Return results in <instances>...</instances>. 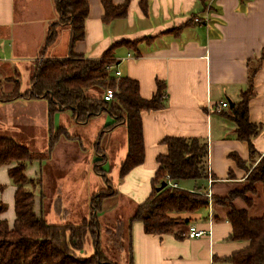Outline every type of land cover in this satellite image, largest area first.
Instances as JSON below:
<instances>
[{
  "label": "crops",
  "instance_id": "0c3cea01",
  "mask_svg": "<svg viewBox=\"0 0 264 264\" xmlns=\"http://www.w3.org/2000/svg\"><path fill=\"white\" fill-rule=\"evenodd\" d=\"M111 1L120 6L125 0ZM140 2L128 0L126 16L105 22L101 0H87L89 11L85 18V37L70 47L67 24L56 25V37L50 44H45L48 29L58 17L53 0H0V84L4 92L12 90L15 84L12 78L20 82L23 68L30 76L32 63L38 58L64 59L72 53L95 59L116 42L125 39L132 43L145 37L135 45L114 46L117 63L112 67L114 76L136 80L139 94L145 99L155 94L157 80L165 83L164 106L144 110L140 115L144 144L142 164L132 168L124 177L119 176L120 163L128 153L125 122L101 133L103 126L112 122L107 110H101L82 123L76 121L70 107L58 108L50 115L48 101L43 97L0 101V136L11 137L28 148L25 127L43 128L38 138H41V146H45L31 150L40 158L26 164L24 175L37 183L33 211L39 217L44 216L47 222L56 220V217L68 220L87 187L89 180L85 176L90 171L93 185L88 187L85 204L79 206L87 208L90 216L85 213L81 222L91 217L100 226L99 218L101 222L110 219L126 226V231L117 236L121 240L112 245L121 255L127 253L126 264H235L227 259L246 249L248 241L230 238L232 224L226 214L232 207H247L250 217H260L264 213L262 185H255V193H247L252 197L250 206L241 197L234 198L231 207L216 205L212 196H224L232 189L242 187L247 176L246 168L251 169L258 161V158L251 157L247 142L237 139L236 123L224 115L241 101V94L248 89L251 69L255 70L254 90L249 99L248 116L252 123L261 124V132L252 142L257 152L264 154V0ZM196 17L201 21L194 22ZM6 81L12 82L7 91L3 87ZM28 88L22 90L20 85L19 91L23 93ZM105 94L103 91L97 96L104 97ZM222 101L228 102L227 108L219 107ZM34 108L37 109L36 119L29 117ZM94 118L97 119L96 130L90 134L88 142H82L84 136L80 130L92 126ZM24 136L25 141L21 138ZM51 136L56 137L52 146ZM167 136L198 138L206 142L208 177L174 183L179 188L206 193L208 206L194 213L178 214L187 218L188 223H178L173 232L158 235L145 232L142 222H129V219L136 206L151 193L158 168L157 156L168 152L162 142ZM33 137L31 134L28 141ZM116 145L118 147L113 152ZM231 154L237 155L242 165H238ZM98 156L102 157L99 162L104 164L114 159L106 168L100 165L109 185L96 171ZM13 164H0V185L3 186L0 201L6 206L0 212V221L4 220L10 228H13L16 216V185L8 176ZM48 165L56 166L61 175L50 179ZM80 167L83 173L74 183L70 179L72 171ZM107 186L115 190L114 195L105 197L101 211L92 215L93 195ZM191 224L204 231L203 235H190ZM109 229L105 230L112 236ZM101 239L100 251L103 252ZM90 244L87 248L84 245L79 256L95 253L93 242Z\"/></svg>",
  "mask_w": 264,
  "mask_h": 264
},
{
  "label": "trees",
  "instance_id": "16d2710c",
  "mask_svg": "<svg viewBox=\"0 0 264 264\" xmlns=\"http://www.w3.org/2000/svg\"><path fill=\"white\" fill-rule=\"evenodd\" d=\"M101 2L104 6L105 22L126 16L128 0L120 6H115L111 0ZM53 3L58 17L48 29L45 44H50L56 37V25L67 24L71 47L85 37V18L89 4L87 0H53ZM143 39L145 37L132 43L125 39L116 42L95 59L72 53L64 59L38 58L32 63L29 88L21 93L20 82L13 77L15 84L9 92H4L0 84V101L9 102L20 97H43L48 101L50 115L58 108L70 107L76 121L82 123L101 110H107L112 122L103 126L101 133L122 122L127 126L128 153L119 168V176L124 177L132 168L142 164L144 158L141 112L162 108L166 94L165 83L157 80L155 94L145 99L139 94L136 80L128 76L118 78L112 73V67L117 63L113 55L114 46L124 43L137 44ZM254 74L255 70L251 69L248 89L241 94V101L231 106L229 112L224 115L236 123L237 139L247 142L251 157H257L258 161L251 169L246 168L247 176L241 188L232 189L224 196H212L216 205L231 207L233 199L237 197H241L247 206L252 205V197L247 193H255L256 184L262 185L264 193V154L258 153L252 142L261 132V124L252 123L248 116L249 99L254 90ZM96 87L101 93L106 89L112 90L111 100L106 101L102 96H89L85 92L88 88ZM55 140L56 137L51 136L50 146ZM162 142L166 144L168 152L157 156L158 168L152 181L151 193L144 202L136 206L129 219V222H142L145 232L158 235L173 232L178 223H188L187 218H181L178 214L194 213L208 206V197L203 191L170 185L180 180L208 177L206 142L198 138L176 136H167ZM231 155L238 165H242L237 155ZM39 158V154L31 152L15 139L0 136V164L14 162L8 170V176L16 185V216L13 228L4 220L0 221V264H102L106 255L100 251V224L96 219L91 218L78 225L50 224L33 211L34 189L37 183L27 178L24 170L27 163ZM101 158L98 156L95 162L101 163ZM97 164V173L106 179L105 170ZM29 182L31 188L28 186ZM163 182L165 186L156 190ZM107 184H110L108 180ZM2 188L0 185V190ZM114 193L115 190L110 186L95 193L91 199V214H98L102 209V200ZM5 207L0 201V212ZM226 217L232 224L230 238L248 241L246 249L233 253L227 260L235 264H264V213L260 217H250L247 207H232ZM88 234L93 238L91 242L95 253L81 257L78 252L84 248Z\"/></svg>",
  "mask_w": 264,
  "mask_h": 264
},
{
  "label": "rangeland",
  "instance_id": "374dc122",
  "mask_svg": "<svg viewBox=\"0 0 264 264\" xmlns=\"http://www.w3.org/2000/svg\"><path fill=\"white\" fill-rule=\"evenodd\" d=\"M49 54H51V51L49 52ZM28 77H29V71H27L25 68L21 69L20 70L19 78L21 79L20 80V85H21V89L22 90L24 88H27L29 86V79H28ZM11 84H12V82H10V81H6V82L3 83V87L5 88L6 91L9 90V88H11ZM85 92L89 96H95L96 97L97 95H101V91L97 87L96 88H88V89H86ZM36 111H37L36 108L32 109L30 111V113H29V117L30 118H34V119L38 118V117L35 116ZM92 121H93V123L91 124L92 126H89L86 129L80 130L81 133L83 132V136H84L82 142H88V138H90V134L93 132V130L94 131L96 130L95 127H94V125L97 122V119L94 118ZM42 129H43L42 127H38V126H34V125H28L27 127H25V130L27 131L26 137L28 138V140H30L31 134H32V136L34 135L32 141L26 140L27 138L25 136L24 137H21V138H23L24 141L26 140L25 142L28 145V149L30 151L31 150H38V149H40V147L42 148V147L45 146V145L44 146H41L42 145L41 144V140H40L41 138H38V136L41 133V130ZM18 136H20V134H18ZM74 144L77 145L78 143H74ZM117 147H118L117 145L113 147V152H115V150H116ZM113 155L114 154H112V156H110V157L112 158ZM255 158H257V157H255ZM113 162H114V159H111L110 161L107 160V162H105L106 164H104V163L101 162L100 165L106 168V165H109L108 163H110V165H111V163H113ZM48 168H49V171H50V179L51 178L52 179L53 178H57L58 176L61 175V172L59 171V169L56 166H53V165L49 166L48 165ZM72 173L73 174L70 177V179L74 183H77L80 174L83 173V169L80 167L79 170H75V171L73 170ZM89 173H90L89 175L85 176L86 178H88L89 182L87 183V187L85 188V191L82 193L83 195L81 196V198L79 199V201H77V203L75 205V209L76 210H74V212L71 214V216L68 218V220L67 219L66 220H61V219H59V218L56 217V220L51 221L50 223H52V224H57V223L61 224V223L69 222L71 224V222H72V224H79L81 222V217L85 213H87V215L90 216V211H88L87 208L82 209V208L79 207L80 205L85 204L86 197H87L88 187H89V185H93V179H92V175L93 174L90 171H89ZM83 175L81 176V178H83ZM28 186L31 188L30 182H29V185ZM124 199L125 198L122 197V200H124ZM73 206H74V204H73ZM42 217L44 218V216H42ZM90 219H91V217L89 219L86 218L83 221H86V220L88 221ZM44 220L46 221L45 218H44ZM99 222L101 223V226H100V238H102L101 239V243H102L101 249L103 250V252H105L107 254L106 258L102 262H108V263H110V261H112L114 264H116V263L126 264L127 262H126V260L124 261V258L127 256V253H126V255L123 256L118 251V248H114V246H112L114 242L117 243V242H119L121 240L117 236H119L120 233H123V232L126 231V226H121V225H119V222L112 221L110 219H107V220L101 222V220L99 218ZM47 223H49V222H47ZM107 227H110L111 228L109 230H110V232H113L112 233L113 234L112 236H109V233L105 230ZM86 238H87V241H86V248H87V247H89V245H91L90 244V241L93 238H91L89 234L86 236ZM123 241H124V239H123ZM91 254H94V253H91L90 252L87 255L83 256V257L90 256ZM107 257L109 258L110 261L108 260Z\"/></svg>",
  "mask_w": 264,
  "mask_h": 264
},
{
  "label": "built area",
  "instance_id": "2783aa9c",
  "mask_svg": "<svg viewBox=\"0 0 264 264\" xmlns=\"http://www.w3.org/2000/svg\"><path fill=\"white\" fill-rule=\"evenodd\" d=\"M200 21H201V19L199 17H196L194 20V22H196V23L200 22ZM116 74H119V72H116ZM105 91H106V94L104 96L105 100H107V101L111 100V98L113 97V91L110 89H107ZM219 107L220 108H227L228 102H226V101L220 102ZM170 185L176 187V183H174V182H172ZM203 233H204V231H200V230L196 229L195 224H191L189 226V234L190 235L195 236V237H199V236L203 235Z\"/></svg>",
  "mask_w": 264,
  "mask_h": 264
},
{
  "label": "water",
  "instance_id": "95a60500",
  "mask_svg": "<svg viewBox=\"0 0 264 264\" xmlns=\"http://www.w3.org/2000/svg\"><path fill=\"white\" fill-rule=\"evenodd\" d=\"M165 186V182H163L162 184H160L157 188H156V190H158V189H160V188H162V187H164Z\"/></svg>",
  "mask_w": 264,
  "mask_h": 264
}]
</instances>
